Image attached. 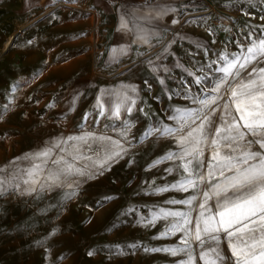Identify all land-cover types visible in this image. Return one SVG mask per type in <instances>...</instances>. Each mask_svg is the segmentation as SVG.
<instances>
[{
    "label": "rangeland",
    "instance_id": "1",
    "mask_svg": "<svg viewBox=\"0 0 264 264\" xmlns=\"http://www.w3.org/2000/svg\"><path fill=\"white\" fill-rule=\"evenodd\" d=\"M187 2H180V24L159 38L156 46L133 50L121 46L125 40L116 38L112 27L119 21L114 22L115 15L105 10L63 4L36 19L19 14L20 9L12 6L0 9V112L8 106L0 120V166L57 137L79 135L81 125L121 139L113 129L121 127L123 120L135 121L129 135L132 145L122 140L127 155L104 175L83 182L73 199L64 200L66 189L61 188L39 196H0V264H174L180 259L143 251L145 246L175 244L179 234L153 239L169 221L161 219L155 226L144 227L138 219L150 218L161 207L185 210L183 205L165 201L183 199L192 192L152 194L151 188L179 179L177 172L165 171L171 161L149 168L175 145L170 139L155 137L141 144L139 136L157 120L174 124L168 119L171 106L196 107L183 98L184 84L194 93L200 90L191 84L193 77L185 68L202 74L198 71L201 65L216 60L221 52H238L236 41L244 43L251 27L259 32L258 26L264 24L261 0H256L255 7L247 0H194L189 8ZM196 41L208 51L197 48ZM121 48L130 51L125 55ZM149 59L155 62L156 73L147 63ZM165 67L170 71L165 72ZM157 77L165 80L167 92ZM122 85L137 87L136 108L131 114L122 111L120 119L108 118L106 102V115L101 117L94 105L102 90H118ZM177 91L181 95H175ZM50 104L54 106L49 108ZM139 108L150 113L151 119ZM28 166L27 161L20 164L21 168ZM54 229L56 234L50 236ZM40 241L43 246L37 243ZM133 244L140 247H129ZM121 250L124 254H119Z\"/></svg>",
    "mask_w": 264,
    "mask_h": 264
},
{
    "label": "snow or ice",
    "instance_id": "2",
    "mask_svg": "<svg viewBox=\"0 0 264 264\" xmlns=\"http://www.w3.org/2000/svg\"><path fill=\"white\" fill-rule=\"evenodd\" d=\"M247 3L256 6V0H247ZM142 8L122 11L120 30L133 32L135 39L132 43L151 46L150 39L160 33L137 21L152 25L169 13L177 12V9L159 3L145 4ZM245 15L249 13L245 12ZM260 19L264 20V15ZM130 22L133 23L132 28H129ZM172 23L179 21L173 19ZM258 27L259 32L251 27L244 36V43L236 41L238 52H221L216 60L201 65L198 71L202 74L197 75L185 68L184 71L193 77L191 84L199 86L200 90L194 93L189 84H184L183 98L196 107L171 106L172 115L168 119L174 124L157 120L139 136L138 143L141 144L155 137L157 140L170 139L175 145L174 150L170 149L152 161L149 168L171 161L172 166L165 171L168 174L177 172L179 179L151 188L152 194L192 192L183 199L165 201L166 204L183 205L185 210L161 207L152 211L150 218L141 216L138 219L137 223L144 227L155 226L161 219L169 221L153 239L179 234L175 244L145 246V253L162 252L180 257L174 264H264V24ZM224 31L229 32L230 29L225 28ZM171 43L174 41L169 42V46ZM195 45L208 51L199 41ZM128 51L129 48L120 49L125 55ZM167 51L168 46L164 48V52ZM156 59H160V55ZM147 63L154 73L158 71L152 59ZM213 64L217 66L213 68ZM177 67L183 66L177 64ZM163 70L170 71L167 67ZM157 78L167 92L165 80ZM148 89H151L150 84ZM175 95H181V92L177 91ZM104 97H114V100L105 101ZM138 99L135 85H122L118 90H102L94 108L104 117L107 102L108 118L120 119L122 111L127 114L133 112ZM53 106L48 105L49 108ZM3 109L0 120H3L8 106L4 105ZM137 110L144 112L143 108ZM144 115L151 119L150 113L144 112ZM87 118L86 114L85 120ZM134 126L135 121L123 120L121 127L113 129L121 139H114L85 130L81 125L79 135L57 137L34 152L15 157L0 166V196L10 193L39 196L61 188L66 189L64 200L73 199L83 182L104 175L127 155L128 148L122 140L132 145L129 135ZM24 161L28 162L27 168L20 167ZM132 162L130 160L129 164ZM55 234L54 229L50 236ZM37 243L44 244L43 241ZM129 247L135 249L140 245ZM119 254L124 253L121 250ZM88 255H93V252Z\"/></svg>",
    "mask_w": 264,
    "mask_h": 264
},
{
    "label": "crops",
    "instance_id": "3",
    "mask_svg": "<svg viewBox=\"0 0 264 264\" xmlns=\"http://www.w3.org/2000/svg\"><path fill=\"white\" fill-rule=\"evenodd\" d=\"M145 0H0V9H6L8 6L14 7V9H20L19 14L27 15L33 18H40L45 14L49 13L52 9L58 8L60 5L63 4H76V5H85L99 9L100 11L105 10L108 13H113L115 16L113 21H119V25H114V34L116 38L122 37L124 38V42H122L121 46L130 47L132 50L134 48L143 49L145 46L153 47L156 46V42L159 38L164 36V34L170 29H173V26L177 27L181 21V13L182 10L180 8L181 0H154L153 2L145 1ZM194 1V0H193ZM193 1L188 0L187 7L189 8ZM161 4V5H170L177 9L175 13H169L168 15L164 16L162 20L154 21L152 25H146L142 21H137L142 26L145 27H152L157 32L160 33L159 36H153L150 39L149 44H142V43H132L135 39V35L133 32H129L126 30H120V14L122 11L131 10L133 8H142L145 4ZM120 9L119 11L116 9ZM111 16V15H109ZM176 19L179 23L173 24L172 20ZM133 27V23H129V28Z\"/></svg>",
    "mask_w": 264,
    "mask_h": 264
}]
</instances>
